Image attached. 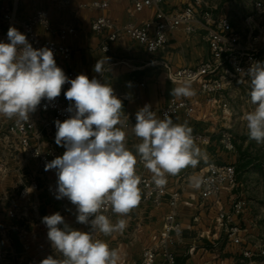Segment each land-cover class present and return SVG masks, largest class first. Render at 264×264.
I'll return each instance as SVG.
<instances>
[{
  "label": "clouds",
  "instance_id": "9594fccd",
  "mask_svg": "<svg viewBox=\"0 0 264 264\" xmlns=\"http://www.w3.org/2000/svg\"><path fill=\"white\" fill-rule=\"evenodd\" d=\"M7 38L8 42H0V116L27 122L42 100L53 101L65 84L70 85L64 96L71 115L63 122L55 121V143L66 150L47 162L45 171L56 170L55 198H67L75 205L77 223L89 225L90 231L73 229L59 212L44 216L48 240L62 259L50 255L40 264H121L119 251L95 234L108 236L125 229L124 219L114 224L103 212L110 208L126 216L140 202L138 158L152 173L155 186L163 188L168 175L195 168L201 160L207 161L206 154L195 145L187 123H174L167 114L159 119L149 104L136 112L133 131L141 142L133 152L125 144L122 100L109 84L85 74L69 79L51 49H34L15 27L9 28ZM105 64L106 59L97 60L94 71L102 74ZM237 71L247 77L254 105L243 116L247 135L264 144V63L255 62L247 72ZM195 94L189 83L171 91L176 98ZM201 182L198 176L190 177L192 187L198 188Z\"/></svg>",
  "mask_w": 264,
  "mask_h": 264
},
{
  "label": "built area",
  "instance_id": "2783aa9c",
  "mask_svg": "<svg viewBox=\"0 0 264 264\" xmlns=\"http://www.w3.org/2000/svg\"><path fill=\"white\" fill-rule=\"evenodd\" d=\"M44 1L43 5L38 0H0V42H8L7 32L10 27H15L26 35L34 49L45 46L51 49L57 66L63 69L69 79H75L77 75L70 66L72 48L58 42L56 38L74 34L76 28L65 24L53 28L51 23L52 9L69 5L71 0ZM127 1L131 6L128 10L129 15L132 16L135 11L147 8L153 10V17L140 24L131 19L118 23L107 13L109 0H91L85 4H78V6L87 5L100 12L91 19L90 30L101 39L102 51H108L109 43L124 35L141 45L147 53H154L164 51L176 31H182L187 36L195 34L199 29L204 32L202 39L207 43L208 53L202 61L192 67L178 68H173L166 60L156 62L163 67L168 80L181 85L186 83L195 85L201 95L197 100L170 99L159 112L161 119L167 114L170 118L184 115L199 120L197 117L199 111L213 107L217 103V97L221 96L224 90H230L235 87L234 82L246 78L237 69L247 72L249 67L246 60L252 61L254 54L243 45L240 31L233 26L230 18L224 13L215 11L214 7L208 5L205 0H189L178 8H171L166 0ZM21 8L22 14L19 12ZM69 87V84H65L61 91L63 93L51 102L42 100L37 110L29 114L27 122L0 116V173L9 169L7 163L11 161L15 165V170L19 172L18 176L21 180L26 176L29 177V183L24 182L19 191H9L11 203L14 200L24 199L30 188L36 189L39 186L55 197L56 170L45 171V164L62 156L66 150L55 143L57 131L55 121L63 122L71 115L66 111L70 102L64 96V92ZM222 105L225 106L226 103ZM210 132L218 138L221 137L224 148L232 147L226 129L212 127ZM192 136L194 143L203 144L209 141V136L202 130L192 131ZM27 160H35L38 163L41 171L40 181H37L33 174L25 171L23 163ZM138 162L143 165L142 162ZM136 173L141 178L139 185L141 199L137 206L148 204L160 208L165 205L168 210L163 215L162 227L158 231L156 241L153 245L142 246L139 258L132 264H184L176 257V245L183 239L179 218L182 192L178 189H167L165 186L157 188L152 177L145 175L140 167H136ZM47 174L52 175L51 182ZM196 174L202 181L200 186L196 187V193L205 210L214 211V229L226 242L240 247L242 258L249 257L248 248L243 245L242 236L245 230L238 223L243 212V203L232 196L237 187L235 167L231 164L211 161L205 167L199 168ZM63 200L70 203L76 213L75 205L67 198ZM111 213L110 208L103 212L108 218ZM7 214L10 218L18 215L12 210ZM42 225L47 236L48 229L44 223ZM77 225L87 226L80 223ZM2 254L3 251H0V258ZM157 257H161V261H156Z\"/></svg>",
  "mask_w": 264,
  "mask_h": 264
},
{
  "label": "crops",
  "instance_id": "0c3cea01",
  "mask_svg": "<svg viewBox=\"0 0 264 264\" xmlns=\"http://www.w3.org/2000/svg\"><path fill=\"white\" fill-rule=\"evenodd\" d=\"M89 1L91 0H71L69 5H61L52 9L51 23L53 28L62 24L76 28L74 34L57 37L56 40L72 48L70 66L76 75L85 74L89 79L95 77L102 83L106 82L114 89L117 97L122 100L123 115L121 119L127 120L123 128L126 132L125 144L135 152V145L141 142L133 131V126L136 123V112L149 104L157 118L161 119L160 110L170 99L176 98L171 95L172 89L182 86L168 80L163 67L157 65L156 62L166 60L173 68L194 66L205 59L208 53L207 43L202 39L204 32L199 29L195 34L187 36L182 31H176L169 39L165 50L154 53H147L141 45L124 35L110 42L108 51H102L100 48L101 39L90 30L91 19L100 12L87 5L78 6V4H85ZM166 1L171 8H178L189 0ZM40 3L44 5L45 1L41 0ZM130 7L127 0H109L107 13L118 23L131 19L140 24L153 17V10L147 8L135 11L131 16L128 14ZM19 12L20 14L23 13L22 8L19 9ZM101 59H106V64L103 73L99 74L94 71V66L97 60ZM191 88L196 94L187 99H200L201 95L198 88L195 85H191ZM197 114L199 120L184 115L171 118L174 123H187L192 131L202 130L209 136L208 143H195L206 154L207 161L201 160L195 168L187 167L174 176H167L165 187L178 189L182 192L179 208L181 228L184 235L191 236L182 239L176 245V251L186 249L194 243L192 240L200 237L206 238L205 236L211 235L213 238L224 240L213 227L201 231L197 230L200 226V212L203 211L198 212L197 188L190 186V177L197 176L196 173L199 168L214 161L211 159L213 152L209 143L214 137H217L210 132L213 124L212 126L209 125V115L206 114V109L203 108ZM8 163H10V165L7 164L9 169L0 173V251H3L0 264H40V261L50 255L55 258L51 251L50 241L45 234V228L42 225V218L59 212L70 227L78 230L74 209L63 199L58 200L44 192L33 191L32 195H26L21 200L23 204H27L28 211L20 212L16 217L10 218L7 214L11 210L9 191H19L24 182L29 183V177L26 176L21 180L18 176L19 172L14 168V163L11 161ZM23 164H25V171L28 174H33L34 178L40 181L41 171L38 163L35 160H27ZM136 167H140L145 175L152 177V173L139 162ZM47 175L49 182H51L53 180L52 175ZM167 210L165 205L155 208L143 204L134 207L126 216L112 212L109 217L110 221L115 224L119 219H124L126 227L122 232L115 231L108 236L102 233L100 239L106 241L111 248L120 249L123 252L125 250L129 252L138 250V254H140L142 246L156 240L158 231L162 227L163 215ZM209 212L212 215V222L214 221V212ZM211 229L212 232H210ZM177 260L188 264L187 260L179 257Z\"/></svg>",
  "mask_w": 264,
  "mask_h": 264
},
{
  "label": "rangeland",
  "instance_id": "374dc122",
  "mask_svg": "<svg viewBox=\"0 0 264 264\" xmlns=\"http://www.w3.org/2000/svg\"><path fill=\"white\" fill-rule=\"evenodd\" d=\"M205 1L212 5L215 11L226 14L233 26L240 31L243 45L254 54L252 61L246 60L247 66L250 68L258 61L264 63V0ZM234 85L235 87L224 90L221 96L217 97V103L213 107L205 109L209 115V125L213 124L215 129H226L230 137L232 145L230 149L223 147L221 137H214L210 141L209 145L213 152L211 159H214L215 163L231 164L236 169L237 187L232 196L243 203V212L238 223L245 230L242 236L243 245L248 248L250 256L242 258L239 246L210 235L192 240L195 247H191L190 244L186 249L176 251V257L187 260L188 264H264V144L250 140L247 135L243 116L254 108L248 95L250 84L247 77L234 82ZM223 103L226 105L223 106ZM33 191L44 192L54 197L40 186L36 189L30 188L26 195H32ZM198 203V212H203H200V226L197 230L214 228V221L211 222L212 215L209 212L212 209L205 210L200 200ZM10 205L11 210L16 213L28 211L27 204H23L21 200H14ZM29 205L31 206L30 203ZM77 228L81 231H90L89 225L85 227L77 225ZM212 231L211 229L210 232ZM101 234L97 232L95 238L100 239ZM190 237L182 235L183 239ZM155 241L147 245H153ZM117 250L121 256V264L133 263L140 256L138 250L135 252ZM51 251L55 258L62 259L61 254L54 248H51ZM156 261H161V257H157Z\"/></svg>",
  "mask_w": 264,
  "mask_h": 264
}]
</instances>
